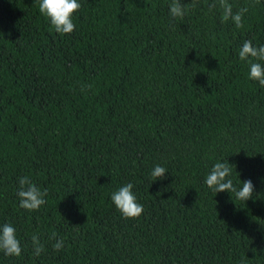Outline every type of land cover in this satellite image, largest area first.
<instances>
[{"label": "trees", "instance_id": "16d2710c", "mask_svg": "<svg viewBox=\"0 0 264 264\" xmlns=\"http://www.w3.org/2000/svg\"><path fill=\"white\" fill-rule=\"evenodd\" d=\"M78 2L59 34L40 0H0V225L22 248L0 264H264V86L238 56L264 45V0H228L248 7L239 29L218 0H180L183 18L171 0ZM216 162L252 197L214 193ZM22 176L48 189L37 211ZM127 183L137 218L111 200Z\"/></svg>", "mask_w": 264, "mask_h": 264}, {"label": "clouds", "instance_id": "9594fccd", "mask_svg": "<svg viewBox=\"0 0 264 264\" xmlns=\"http://www.w3.org/2000/svg\"><path fill=\"white\" fill-rule=\"evenodd\" d=\"M219 8L222 9V20L229 21L236 28L243 27L244 15L248 12V7H239L233 12V6L228 0H218ZM209 8L217 7L216 3L207 5ZM195 7V4H193ZM81 8L78 0H40L39 11L46 16L55 30L59 34L72 33L76 25L73 22V14ZM169 14L173 18H183L186 14L185 7L180 0H171L168 5ZM239 59L245 61L249 65V79L258 81L264 86V45L255 46L251 40H245L238 53ZM166 169L160 165H156L151 171L153 180L163 178ZM232 168L224 162H216L210 169L205 179V184L213 190L214 193L227 191L235 193V197L241 201H246L252 197L253 183L249 180L241 182V187L237 189L233 181L229 179ZM19 188L16 195L19 198V207L28 211H37L46 203L45 197L48 195V189L43 190L34 184L29 177L22 176L19 178ZM133 184L127 183L121 186L117 191L111 194V200L116 209L125 218H137L144 209L143 205L137 202V198L132 192ZM54 240L52 247L56 251H60L64 247L63 238H57V234L53 232L50 236ZM31 245L33 253L39 257L45 250V246L41 243L39 237L35 234L31 237ZM0 251L7 256L19 257L22 252L19 239L16 236V229L11 223L0 225Z\"/></svg>", "mask_w": 264, "mask_h": 264}]
</instances>
